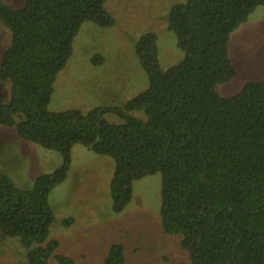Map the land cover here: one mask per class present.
Here are the masks:
<instances>
[{"label": "trees", "instance_id": "obj_1", "mask_svg": "<svg viewBox=\"0 0 264 264\" xmlns=\"http://www.w3.org/2000/svg\"><path fill=\"white\" fill-rule=\"evenodd\" d=\"M106 1L27 0L20 9L0 2V21L12 33L0 65V80L10 81L12 96L0 104V125L62 159L28 189L0 172V258L73 264L57 255L59 241L50 237L57 219L49 197L68 176L72 148L81 145L114 161L115 214L130 204L134 182L161 174V226L166 235L181 237L191 264H264V81L249 82L232 97L217 92L237 75L229 57L231 33L264 0L174 5L168 28L184 57L163 70L157 35L140 38L135 53L148 88L113 110L123 123L107 122L102 107L51 112L54 84L82 25L115 24ZM135 112L144 118L130 115ZM103 264H125L124 246L113 245Z\"/></svg>", "mask_w": 264, "mask_h": 264}, {"label": "rangeland", "instance_id": "obj_2", "mask_svg": "<svg viewBox=\"0 0 264 264\" xmlns=\"http://www.w3.org/2000/svg\"><path fill=\"white\" fill-rule=\"evenodd\" d=\"M27 0H0L13 9ZM186 0H107L105 10L115 19L109 28L91 22L82 25L73 42V53L58 74L49 104L51 112L72 109L83 113L102 107L103 118L113 124L123 119L113 110L124 106L148 88V78L135 53L146 33L158 37V58L163 70L179 63L184 54L168 28L171 8ZM12 33L0 21V65ZM229 57L237 69L230 81L217 86L222 97L238 94L249 82L264 81V7H258L229 39ZM10 81L0 80V104L11 102ZM144 118L142 112L131 113ZM19 122L21 117H15ZM66 180L52 190L49 202L57 219L51 238L59 241L57 255L73 264H103L109 249L122 244L125 264H191L180 246V236L166 235L161 226V174L134 182L130 204L112 211L111 178L114 161L76 145ZM59 153L21 139L14 127L0 125V172L7 173L23 189L36 178L61 165ZM74 222L65 227L64 219ZM16 254V246L12 245ZM11 257V253L6 254ZM8 257L0 264H12ZM51 264H57L52 261Z\"/></svg>", "mask_w": 264, "mask_h": 264}]
</instances>
